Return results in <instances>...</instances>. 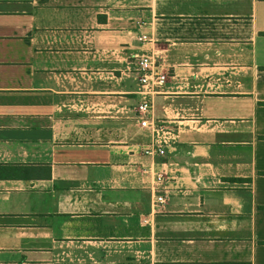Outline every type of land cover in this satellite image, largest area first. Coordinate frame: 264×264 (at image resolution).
<instances>
[{
  "label": "crops",
  "instance_id": "1",
  "mask_svg": "<svg viewBox=\"0 0 264 264\" xmlns=\"http://www.w3.org/2000/svg\"><path fill=\"white\" fill-rule=\"evenodd\" d=\"M0 264H264V0H0Z\"/></svg>",
  "mask_w": 264,
  "mask_h": 264
},
{
  "label": "built area",
  "instance_id": "2",
  "mask_svg": "<svg viewBox=\"0 0 264 264\" xmlns=\"http://www.w3.org/2000/svg\"><path fill=\"white\" fill-rule=\"evenodd\" d=\"M142 39L145 40L146 36L142 35ZM137 80H138V94L140 95V101L136 107L138 116L141 119L140 126L149 128L155 134L154 142H158L159 145L165 142L163 137V127H158L156 122L150 118L151 112V97L156 93L160 87L164 84L165 73L161 72L157 66V61L154 56L149 54H142L137 59ZM158 153H163L162 149L158 148ZM160 180V176L157 177ZM158 202L163 201V197L158 195L156 197Z\"/></svg>",
  "mask_w": 264,
  "mask_h": 264
}]
</instances>
